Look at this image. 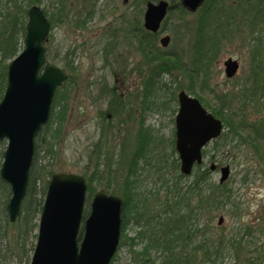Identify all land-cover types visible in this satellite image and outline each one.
I'll use <instances>...</instances> for the list:
<instances>
[{"label": "trees", "instance_id": "trees-1", "mask_svg": "<svg viewBox=\"0 0 264 264\" xmlns=\"http://www.w3.org/2000/svg\"><path fill=\"white\" fill-rule=\"evenodd\" d=\"M42 1L0 0V65L2 68L0 101L7 85V65L24 47L29 9L33 5H40ZM43 9L51 22V30L56 26L57 19L63 21L65 15L62 9L58 10L59 12ZM173 11L179 12L180 21H184L188 14L194 13L185 8L181 0H171L169 12ZM83 22L84 20H77L76 27L83 26ZM129 23L130 25L120 29L123 31L121 37L122 39L125 37L141 54L149 69L145 81L146 97L155 90L156 82L161 74H176L178 82L176 90L185 89L188 93L199 97L212 113L223 120L224 128L228 130L221 134L220 139H225L227 143V137L234 134L241 142L251 144L264 168V114H261L264 111V102L261 101L264 98V48L260 42L252 51L248 81H245L238 91L217 92L209 82L213 65L220 57L224 44L232 42L236 36L243 35L245 32L247 37L260 40L259 37H254L253 33L264 25V0H205L198 9L195 20L191 24L186 23L181 31L179 29L174 33L173 41L175 42L179 40L178 36L181 33L182 47L174 46L171 50H165L158 43L160 32L146 30L139 21L130 20ZM118 33L120 32L115 30L110 34L102 49L103 61L111 70L115 66L113 55ZM67 54L64 58L69 77L57 89L50 120L37 136L30 182L20 215L15 222L10 221L7 207L12 194L11 187L0 177V264H30L31 262L38 237L40 214L54 173L52 165L44 163L39 156V138L44 135L49 145L45 152L46 156L56 153L55 147L60 142L70 110L68 85L74 81L78 73V66L67 57ZM47 57L51 58L48 52ZM104 94L109 98L110 107L107 111H100L102 126H106V121H110L109 112L115 118L126 107L123 102L117 103L120 98L117 92L114 93L113 88L108 87ZM177 94L178 92H173L171 99L178 100ZM208 95L212 96L211 100L208 99ZM114 105L115 108H112ZM235 105L238 110H234ZM253 112L260 116L251 119ZM139 126L134 139L135 147L125 155L126 162L122 169L126 170H120V160H117L116 169L112 168L113 161L106 162L108 153L104 150L103 140L99 141L96 149L91 152L89 162L93 165V169L91 173L82 172L88 182L84 218L89 215L92 199L99 189L107 193L119 194V188L122 187L124 201L122 237H126L125 230L129 216L133 214L137 222L143 220L148 227L147 235L145 230L140 231L139 234L147 236L149 242L141 252L142 255L147 257L149 249H155L162 253L161 264H195L198 255L201 254L203 262L212 260L213 264H216L215 261L227 250H232L238 258L246 254L242 264H264V253L260 251L257 255H250L253 250L246 249L249 245H246L242 237L229 240L223 235L218 237L217 241L213 240L210 245L203 243L191 247L194 242L193 237L199 231L193 228V220L207 209L213 215L219 213L231 197L232 191L225 182L211 183L213 171L210 167H204V163L195 166V172L193 170L191 174L192 180L184 188L180 184L181 179L186 175L181 173L179 157L176 156L170 167L175 170L177 176L172 184H167L166 197L162 199L163 201L153 193L151 196L157 197H141L137 191L139 171L143 168L141 163L148 160L150 146H159L163 139L160 140L162 137L155 135L153 128L146 125L144 120ZM171 150L174 154L177 152L175 137L171 140ZM203 154L206 157L208 151L204 150ZM2 156L3 151L0 150V157ZM1 163L2 161L0 166ZM117 185L118 188H116ZM82 235L83 229L80 231L79 238Z\"/></svg>", "mask_w": 264, "mask_h": 264}, {"label": "rangeland", "instance_id": "rangeland-1", "mask_svg": "<svg viewBox=\"0 0 264 264\" xmlns=\"http://www.w3.org/2000/svg\"><path fill=\"white\" fill-rule=\"evenodd\" d=\"M40 6L50 12H59L62 9L65 15L63 21L56 20L57 24L46 42L47 52L51 57L49 61L66 68L64 56L68 53L67 57L78 66L76 78L68 85L70 110L60 142L55 147L56 153L46 156L49 145L44 135L39 138L38 149L42 161L51 164L54 172L91 173L93 165L89 162V156L99 141L103 140L104 150L108 153L106 162L113 161L112 168L116 169L117 160H120V170H126L122 169L126 162L125 155L135 147V135L139 124L144 120L146 125L153 128L155 135L162 137L160 140L163 139V142L157 147L150 146L148 160L141 163L143 168L139 171L137 191L141 197L152 198L157 195L159 199H164L167 184H172L177 176L175 170L170 167L174 158L178 157V152L174 154L171 150V140L176 132L175 116L179 108L178 100L171 99L172 93L178 92L176 74H161L155 90L146 97L145 81L149 69L133 45L125 37L122 39L123 31H120L130 25V20L139 21L143 25L146 1L43 0ZM197 16L198 11L188 14L184 21H180L178 11L169 12L158 43L160 44L163 35H170L171 41L165 50H171L174 46L181 48V33L176 42L173 41L174 33L179 29L181 31L186 23L191 24ZM79 19L84 20L83 26L76 27L75 22ZM115 30L120 33L116 34L113 55L115 66L111 70L103 61L102 49L106 38ZM253 36L259 37L260 40L247 37L245 32L236 36L232 42L224 44L220 57L213 65L209 81L217 92L238 91L244 82L248 81L252 51L258 42L264 48V25L258 28ZM229 57L237 59L240 63L238 73L232 78L227 77L225 72V61ZM108 87L113 88L114 93L117 92L120 98L117 103L123 102L126 107L115 118L109 112L110 121H106L104 127L100 111H107L110 107L109 98L104 94ZM207 97L212 99L211 95ZM261 101L264 102V98ZM112 108H115V105ZM234 110H238L237 105ZM252 114L251 119L260 116L254 112ZM261 114H264V111ZM227 130L224 128L223 133ZM227 138V143L219 137L207 145L205 150L208 154L204 167H210L212 163L217 165V169L212 173L211 183L228 184L232 190L231 197L219 213L213 215L207 209L193 220V228L199 231L194 235L191 247L203 243L210 245L213 240L217 241L218 237L223 235L229 240L242 237L246 245H249L246 249L253 250L250 255L254 256L260 251L264 253V168L251 144L241 142L234 134ZM6 147L7 140L1 142V152H4ZM0 161H3V156ZM222 165H229L231 169L228 179L224 182L220 181L222 173L219 168ZM192 177L193 175H187L182 178L180 185L185 188L190 184ZM122 193L123 188L120 187L118 195L122 196ZM151 193L156 195L151 196ZM221 217L223 221L220 223ZM147 228L143 220L137 222L133 214L129 216L126 237L121 236L119 248L111 264H161L163 257L159 251L149 249L147 257L141 254L149 239L147 236H140L139 232L145 230L147 235ZM244 257L246 254L238 258L232 250H227L215 262L242 264ZM195 264H213V261L203 262L202 255L199 254Z\"/></svg>", "mask_w": 264, "mask_h": 264}, {"label": "water", "instance_id": "water-1", "mask_svg": "<svg viewBox=\"0 0 264 264\" xmlns=\"http://www.w3.org/2000/svg\"><path fill=\"white\" fill-rule=\"evenodd\" d=\"M204 0H182L196 11ZM170 2H148L144 27L160 30ZM51 22L39 5L29 9L24 48L7 66V85L0 101V142L7 140L0 177L11 186L9 219L20 215L30 182L36 137L51 117L57 89L69 74L60 65L48 62L46 40ZM170 35L160 39L163 47ZM240 68L237 59L225 61V72L234 77ZM0 65V73H1ZM179 109L175 116L176 150L180 171L190 175L204 160L203 149L224 130L223 120L204 106L201 99L185 89L178 92ZM211 170L216 164H211ZM230 166L221 167L220 181L230 174ZM88 184L84 175L71 171L55 172L49 182L39 220L38 238L30 264H111L122 234L123 198L103 189L97 191L89 215L84 218ZM223 221V217L219 222ZM83 227V228H82ZM83 235L79 238L80 231Z\"/></svg>", "mask_w": 264, "mask_h": 264}, {"label": "flooded vegetation", "instance_id": "flooded-vegetation-1", "mask_svg": "<svg viewBox=\"0 0 264 264\" xmlns=\"http://www.w3.org/2000/svg\"><path fill=\"white\" fill-rule=\"evenodd\" d=\"M159 1V0H158ZM158 1H155V2H158ZM149 2V1H148ZM181 3H182V0H181ZM147 4V3H146ZM145 13V12H144ZM144 18V17H143ZM143 23H144V19H143Z\"/></svg>", "mask_w": 264, "mask_h": 264}]
</instances>
